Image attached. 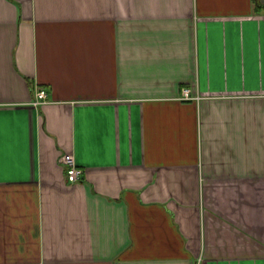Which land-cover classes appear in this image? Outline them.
Here are the masks:
<instances>
[{
  "label": "crops",
  "instance_id": "1",
  "mask_svg": "<svg viewBox=\"0 0 264 264\" xmlns=\"http://www.w3.org/2000/svg\"><path fill=\"white\" fill-rule=\"evenodd\" d=\"M254 5L0 0V264H264Z\"/></svg>",
  "mask_w": 264,
  "mask_h": 264
},
{
  "label": "built area",
  "instance_id": "2",
  "mask_svg": "<svg viewBox=\"0 0 264 264\" xmlns=\"http://www.w3.org/2000/svg\"><path fill=\"white\" fill-rule=\"evenodd\" d=\"M182 99H192V98H199L193 97L190 94L189 89L184 88L182 90ZM47 100V91L42 88L38 87L34 91V104L37 105L39 103L45 102ZM60 162H62L65 166L66 171V179L68 182H77L81 179L83 175V168L80 167L74 158V156L70 153H65L61 155Z\"/></svg>",
  "mask_w": 264,
  "mask_h": 264
},
{
  "label": "trees",
  "instance_id": "3",
  "mask_svg": "<svg viewBox=\"0 0 264 264\" xmlns=\"http://www.w3.org/2000/svg\"><path fill=\"white\" fill-rule=\"evenodd\" d=\"M254 9L255 11H263L264 12V5L262 3H260L259 0H254Z\"/></svg>",
  "mask_w": 264,
  "mask_h": 264
}]
</instances>
